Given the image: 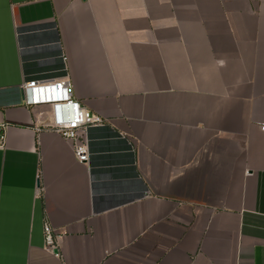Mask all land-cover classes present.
Segmentation results:
<instances>
[{"label": "crops", "instance_id": "obj_1", "mask_svg": "<svg viewBox=\"0 0 264 264\" xmlns=\"http://www.w3.org/2000/svg\"><path fill=\"white\" fill-rule=\"evenodd\" d=\"M2 123L0 264H264V0H0Z\"/></svg>", "mask_w": 264, "mask_h": 264}, {"label": "built area", "instance_id": "obj_2", "mask_svg": "<svg viewBox=\"0 0 264 264\" xmlns=\"http://www.w3.org/2000/svg\"><path fill=\"white\" fill-rule=\"evenodd\" d=\"M43 79H30L24 83V88L28 90L40 89L38 85ZM52 81V85L45 87L44 92L47 94L52 91V96H44L34 101H42L46 104H50L54 109V122L47 127L48 129L55 131L62 135L66 139L73 140L75 142V155L80 162H85L89 159L88 145L83 140L81 132L85 133L90 127L100 125V119H97L88 109L82 107L81 104L74 98L73 87L69 80L68 75H64L57 79H49ZM54 92V94H53ZM51 95V93H50ZM46 96V97H45ZM64 108L72 109V114L65 116ZM63 111V115L60 117L58 110ZM7 124H0V148L5 145V129ZM264 129V127H263ZM46 240L49 245V249L52 250L54 244V238L52 229L49 224L45 226Z\"/></svg>", "mask_w": 264, "mask_h": 264}, {"label": "water", "instance_id": "obj_3", "mask_svg": "<svg viewBox=\"0 0 264 264\" xmlns=\"http://www.w3.org/2000/svg\"><path fill=\"white\" fill-rule=\"evenodd\" d=\"M55 252H58L57 250Z\"/></svg>", "mask_w": 264, "mask_h": 264}]
</instances>
